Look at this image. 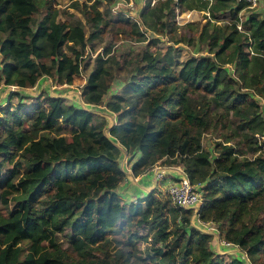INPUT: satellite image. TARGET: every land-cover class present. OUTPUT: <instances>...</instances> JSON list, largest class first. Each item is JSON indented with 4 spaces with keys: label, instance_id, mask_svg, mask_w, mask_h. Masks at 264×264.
<instances>
[{
    "label": "trees",
    "instance_id": "trees-1",
    "mask_svg": "<svg viewBox=\"0 0 264 264\" xmlns=\"http://www.w3.org/2000/svg\"><path fill=\"white\" fill-rule=\"evenodd\" d=\"M54 3L0 0V85L28 88L42 77L72 83L95 38L116 29L148 39L147 30L167 26L162 19H172L175 6L209 11L213 20L197 36L209 54L190 55L178 69L171 47H145L130 57L126 97L107 102L117 113L110 126L44 89L31 105L0 108V264H246L239 256L214 255L212 235L190 223L192 210L162 193L152 189L122 202L115 191L124 178L118 143L127 153L138 151L134 175L159 160L203 182L199 218L215 222L249 264H264V17L249 12L240 19L245 0H164L140 12V27L123 14L106 18L98 1L82 2L86 33L80 20L57 18ZM222 10L232 16L225 24L215 22ZM115 64L113 56H94L81 89L86 104L101 101ZM207 131L216 136L213 157L202 144ZM5 164L11 167L1 175ZM143 226L151 235L141 254L131 237ZM120 231L125 238L116 244L123 245L114 247L110 235Z\"/></svg>",
    "mask_w": 264,
    "mask_h": 264
},
{
    "label": "rangeland",
    "instance_id": "rangeland-1",
    "mask_svg": "<svg viewBox=\"0 0 264 264\" xmlns=\"http://www.w3.org/2000/svg\"><path fill=\"white\" fill-rule=\"evenodd\" d=\"M55 1L54 6L58 9V15L57 18L69 20L70 22H74L75 20H80L81 25L85 29L86 33L90 30V23L86 22L84 20V17L82 15V12L80 11L79 7L82 2H85L86 4H90L93 2H97V8L102 10L106 16V18L110 20H116L119 15L122 16L121 13L118 12V10H126V6H123V4H118L117 8H114L117 1L119 0H53ZM149 1V5H148ZM164 0H134L133 7L130 9L131 13L134 15H140V12L145 9L149 11V9L154 6L158 2H163ZM72 2H76L78 4L76 6L73 5ZM129 10V9H128ZM249 12H257L261 17H264V0H257L256 4L253 6H247L241 10L238 11V16L240 19H243L246 14ZM124 15V14H123ZM126 16V15H125ZM199 18L189 24L178 26L173 23L172 19H169L166 21V19H162L163 21L167 22V26L159 33H155L154 31H148L146 32L147 37L146 38H158L157 41H154L153 44L150 46L148 45V39L145 40H136L133 37H129L127 35H121L116 34V29H112V31H109L106 33L102 38L98 37L95 38L90 44H88L85 47L84 53L82 57L80 58V64L81 69L80 73L76 75L73 79L72 83H61L58 84L55 81L52 80L51 83H49V86H46V81L44 79L38 80L35 85L28 87L26 90H20L17 95H10V92L6 89L0 90V103L3 102V104L0 105L1 107H6L7 104H15L19 101L27 102L28 105H31L33 103V97L37 96L39 92L44 89L43 92H48L49 94H62L67 101V103H72L76 105L83 106L87 109H90L93 114L94 118L96 120L104 119L106 121V125L110 126L111 124L115 123L117 121V113L110 110L107 106V102L112 99V96L118 95L126 97L125 92L123 91V87L128 80L130 76V68L131 63L129 62L130 57H134L137 52H140L142 49L147 47L150 50H161L164 51L167 49V47H171V53L173 54L175 61L173 63V67L178 69L181 62L187 58L190 55H203V54H209L207 51V47L205 42L200 41L197 36L199 34L200 26L205 21L202 19L203 15L199 13ZM131 19V17H129ZM232 18L231 14L227 10H222L217 14V17L215 18V22L219 24H225ZM141 22V19H140ZM159 27V25H158ZM70 43V42H69ZM109 49L108 54H104L105 48ZM69 51V49H66ZM97 53H102L104 56H113L114 60L118 62V64L113 65V78L109 81V86L107 88L106 93L103 94L102 99L99 103L88 105L86 103L81 102L82 98V85L84 83V79L87 77V74L90 72L93 66V58ZM71 84V85H70ZM46 86V87H45ZM47 88V89H46ZM30 89V90H28ZM8 100V101H7ZM7 101V102H6ZM263 104V103H262ZM31 112V111H30ZM106 133L109 135V133L106 131ZM262 142L264 141V135L260 137ZM216 140L215 134L207 131L203 134L202 138V144L205 148L210 150L212 157L215 155L213 147L214 142ZM261 142V143H262ZM118 146L120 147V152L118 154V160L119 164L122 168V170H125L124 176L126 175V172L131 168L132 164L131 162L135 160L138 156V151L134 150L131 153L124 152L120 144L118 143ZM159 160L156 163L159 164ZM11 167V164H8ZM8 165H4L2 167L1 175H4L5 168H7ZM156 190L154 193V196H160L162 193V196L169 198L168 193L166 190ZM116 193L118 194V185L115 189ZM124 192H129L132 194V198L135 201L139 196V194H135L134 191L130 190L129 186L127 188H124ZM149 191H147L148 193ZM121 199V198H120ZM121 201H123L121 199ZM125 202V201H124ZM123 221L120 220L118 224H121ZM131 228V227H130ZM212 234V233H211ZM151 231L148 230V226H143L139 228L136 231V235H133L131 237V241L135 244V248L139 250L142 253L145 252L147 247V241L150 239ZM58 236L60 238V241L63 243V245L66 244V236L64 233L60 232L58 233ZM143 236H146L145 239ZM110 238L112 239V244L114 247L116 246H122L123 243L116 244V239L123 240L125 238L124 231H120L118 233H113L110 235ZM212 238L215 240V236L212 235ZM211 238V239H212ZM209 246L211 250L213 251L214 255H217L219 257H223L224 259H227L230 257V254H227L225 252H218L215 247L214 243L211 241L209 243ZM236 250L235 252H237ZM243 255L244 252L242 251ZM241 252H239L238 255H232V256H239L240 258H243ZM246 257V256H245ZM246 264H249V259L246 258ZM143 264H153L151 262H143Z\"/></svg>",
    "mask_w": 264,
    "mask_h": 264
},
{
    "label": "built area",
    "instance_id": "built-area-1",
    "mask_svg": "<svg viewBox=\"0 0 264 264\" xmlns=\"http://www.w3.org/2000/svg\"><path fill=\"white\" fill-rule=\"evenodd\" d=\"M248 3V6H253L256 4L257 0H245ZM134 0H119L117 1L114 8L118 7V4H123V6H126V10H118L119 13H123L124 15L131 17L132 20H134L140 27H142V24L140 22V15H134L131 13V8L133 7ZM129 9V10H128ZM199 13L203 15L202 19L204 21L209 18V20H213L210 18V13L208 10H198L196 8H183L180 9L178 6L174 7V14H173V22L174 24L178 26L189 24L195 20H197L199 17ZM237 27L240 29L241 25L238 24ZM49 82H52V79L48 77ZM82 85V84H81ZM6 86L9 88V91H13L16 89H22L18 87L15 84H6ZM81 102L85 103L83 99L81 98ZM161 166H166L165 168H170L172 170H175L177 172V175L172 177L167 184L165 185L166 192L168 193L169 199L171 202L184 209H191L192 215L190 218V223L195 226L196 228L207 232L211 235L215 236V239H217L218 243L221 246L229 247L234 250H238L242 253L244 252L245 255H243V259L248 258L245 251L242 250L236 243H233L231 241L226 240L222 236H220L219 230L217 228V225L215 222L210 220H202L198 216V208L202 204V193H203V182H191L189 178L187 177L186 173L184 172L181 165H162L157 164ZM154 164L151 168L155 167ZM162 171L157 173V176L160 178ZM246 256V257H245ZM246 261V260H245Z\"/></svg>",
    "mask_w": 264,
    "mask_h": 264
},
{
    "label": "crops",
    "instance_id": "crops-1",
    "mask_svg": "<svg viewBox=\"0 0 264 264\" xmlns=\"http://www.w3.org/2000/svg\"><path fill=\"white\" fill-rule=\"evenodd\" d=\"M42 79H44L46 81V86H49L50 82L48 80V77L40 78V80H42ZM1 89L2 90L6 89L9 92V88L5 84L0 85V90ZM26 89L27 88H22L20 90H26ZM28 90H30V89H28ZM52 95H62V94L59 93V94H52ZM3 102H1L0 105L3 104ZM120 146L122 147L121 149H123V151L126 152L125 149L123 148V146L122 145H120ZM165 167L166 166L156 165L155 167L150 168L148 170H145L142 173H138L137 175H134L131 171V168H130L128 173L126 172V175L124 176L122 181H120L118 183V195L123 200L122 202L125 201L127 203V202L134 201L132 196H131L132 194H130L129 192H124V188H127V186H129L130 190L134 191L135 194H139L138 195L139 197L146 195L147 191H150L152 189L164 190L167 182L172 177L177 175V172L175 170H172L170 168H165ZM123 171L125 173V170H123ZM161 171H162V173H161L162 177L159 178L157 176V173H159V175H160ZM212 241L214 243L215 249L218 252H225V253L230 254V255H238L239 254V251L235 252L236 250H234V249L221 246L218 243L217 239L214 240L212 238L211 244H212Z\"/></svg>",
    "mask_w": 264,
    "mask_h": 264
}]
</instances>
